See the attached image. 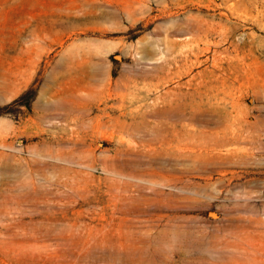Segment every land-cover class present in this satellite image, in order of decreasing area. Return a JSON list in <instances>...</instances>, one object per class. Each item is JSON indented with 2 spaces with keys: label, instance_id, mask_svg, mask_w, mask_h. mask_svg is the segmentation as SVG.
Listing matches in <instances>:
<instances>
[{
  "label": "rangeland",
  "instance_id": "rangeland-1",
  "mask_svg": "<svg viewBox=\"0 0 264 264\" xmlns=\"http://www.w3.org/2000/svg\"><path fill=\"white\" fill-rule=\"evenodd\" d=\"M30 83L0 264H264V0H0V106Z\"/></svg>",
  "mask_w": 264,
  "mask_h": 264
},
{
  "label": "trees",
  "instance_id": "trees-1",
  "mask_svg": "<svg viewBox=\"0 0 264 264\" xmlns=\"http://www.w3.org/2000/svg\"><path fill=\"white\" fill-rule=\"evenodd\" d=\"M145 29H146V26H144L141 21H137L122 31L107 32L105 33V35L121 37L123 39H134L138 34H140ZM116 66H117V63L114 64L111 68L112 76L115 74ZM34 94H35V87L32 86V84L30 83L18 95H16L14 98H12L10 101H8L3 106H0V113L2 112L1 110L2 107L6 108V107L14 106L16 104H23L28 109L30 107V101L33 98Z\"/></svg>",
  "mask_w": 264,
  "mask_h": 264
},
{
  "label": "water",
  "instance_id": "water-1",
  "mask_svg": "<svg viewBox=\"0 0 264 264\" xmlns=\"http://www.w3.org/2000/svg\"><path fill=\"white\" fill-rule=\"evenodd\" d=\"M112 56H113V58H118L119 57V55L116 54V53L112 54Z\"/></svg>",
  "mask_w": 264,
  "mask_h": 264
}]
</instances>
